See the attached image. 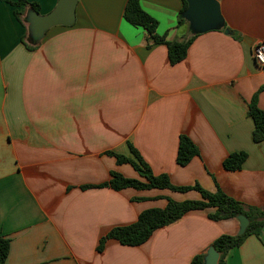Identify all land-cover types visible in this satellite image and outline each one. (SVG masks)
<instances>
[{
    "label": "crops",
    "instance_id": "0c3cea01",
    "mask_svg": "<svg viewBox=\"0 0 264 264\" xmlns=\"http://www.w3.org/2000/svg\"><path fill=\"white\" fill-rule=\"evenodd\" d=\"M0 0V236L5 264H192L238 218L214 221L194 210L139 246L99 240L168 199H201L196 190H115L112 172L141 178L122 154L132 144L154 174L176 186L219 188L264 208V143L248 115L264 86L253 47L264 40V0H220L225 27L199 33L185 59L171 64L165 44L124 18L128 0H77L72 25L30 35L29 6ZM37 2L48 14L58 0ZM169 41L192 36L178 24L183 0H141ZM16 11L22 12L21 19ZM229 28L232 33H225ZM264 109V89L259 94ZM200 153L177 163L180 136ZM246 152L242 168L224 160ZM227 264H264V227L232 249Z\"/></svg>",
    "mask_w": 264,
    "mask_h": 264
},
{
    "label": "trees",
    "instance_id": "16d2710c",
    "mask_svg": "<svg viewBox=\"0 0 264 264\" xmlns=\"http://www.w3.org/2000/svg\"><path fill=\"white\" fill-rule=\"evenodd\" d=\"M8 1V0H5ZM15 5L29 6L31 9L40 12L37 2H29L28 0H19ZM187 0H183V8L180 12L178 24L187 23V20L182 16V12L187 8ZM16 15L21 19L22 12L16 11ZM124 18L132 25L144 28L148 34L154 39L155 44H165L168 48V55L171 64H177L186 58L188 49L197 36H184L176 41H169L166 36L160 35L157 31L158 20L148 13L141 4V0H128L124 9ZM262 86L254 93L248 106V115L254 121L253 139L256 142L264 143V109L259 106V94L263 91ZM130 149L133 157H128L122 154H116L112 151L109 153L117 157L118 163H129L138 172L141 178L127 177L120 172L113 171L110 181L107 183L115 190L125 188L136 189H171L175 191H198L201 199H187L177 201L169 198L168 203L164 208H149L143 210L138 219L128 225H121L112 228L107 234L99 240L97 250L102 251L109 239L118 240L124 245L139 246L148 241L154 232L166 225H169L183 215L194 210H210L208 217L214 221L230 219L245 215L248 217L250 224L244 234L231 235L222 234L214 242L213 246L219 252L220 258L218 264H227L226 258L229 252L243 244L245 239L255 234L260 236L264 227V208L244 204L243 202L228 195L222 189L215 192L206 190L200 184L192 186H176L166 173L154 174L151 167L140 155L139 151L130 144ZM200 150L198 146L187 135L180 136L177 163L180 165L188 164L193 157L198 155ZM247 158L246 152H234L224 160V167L228 170H238L242 168L244 161ZM10 252V239L0 236V264H5ZM205 254L195 256L192 264H204Z\"/></svg>",
    "mask_w": 264,
    "mask_h": 264
},
{
    "label": "water",
    "instance_id": "95a60500",
    "mask_svg": "<svg viewBox=\"0 0 264 264\" xmlns=\"http://www.w3.org/2000/svg\"><path fill=\"white\" fill-rule=\"evenodd\" d=\"M188 6L182 12V16L189 22L194 34L217 30L225 27V19L221 11L220 0H187ZM77 0H58L56 7L48 14H41L33 9L29 10L30 35L40 40L46 31L53 26L72 25L75 19ZM225 33H232L225 28ZM240 229L238 234L245 233L250 224L248 217L239 215ZM219 252L211 246L205 255L204 264H218Z\"/></svg>",
    "mask_w": 264,
    "mask_h": 264
},
{
    "label": "built area",
    "instance_id": "2783aa9c",
    "mask_svg": "<svg viewBox=\"0 0 264 264\" xmlns=\"http://www.w3.org/2000/svg\"><path fill=\"white\" fill-rule=\"evenodd\" d=\"M253 57L256 63L264 68V40H259L253 47Z\"/></svg>",
    "mask_w": 264,
    "mask_h": 264
}]
</instances>
